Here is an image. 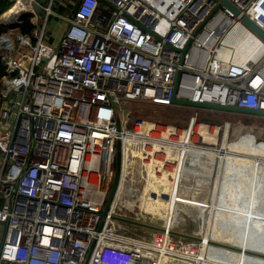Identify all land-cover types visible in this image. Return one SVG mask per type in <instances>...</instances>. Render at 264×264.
Masks as SVG:
<instances>
[{
	"label": "built area",
	"instance_id": "obj_1",
	"mask_svg": "<svg viewBox=\"0 0 264 264\" xmlns=\"http://www.w3.org/2000/svg\"><path fill=\"white\" fill-rule=\"evenodd\" d=\"M227 1L237 13L221 0H10L0 14V264H160L174 253L167 227L135 229L155 218L143 208L151 194L169 198L148 183L155 170L183 161L174 169L185 171V147H203L196 116L183 129L126 123L134 103L191 107L173 99L264 109V39L243 21L264 31V0ZM50 19L66 25L56 43ZM179 176V192L194 188Z\"/></svg>",
	"mask_w": 264,
	"mask_h": 264
},
{
	"label": "rangeland",
	"instance_id": "obj_2",
	"mask_svg": "<svg viewBox=\"0 0 264 264\" xmlns=\"http://www.w3.org/2000/svg\"><path fill=\"white\" fill-rule=\"evenodd\" d=\"M65 23L62 20H56V19H50L48 23V33L50 36H54V43L58 41V38L60 37L61 33L65 30ZM132 109V115L130 118H128L126 127L127 128H133L135 125V121L139 120L143 124L147 123V121H154L156 123H159L164 128L168 127L170 124H177L180 126V129H183L181 127H185L192 116H196V124L194 129V134H192V141L195 144H200L203 147H219V144L221 142L222 136L224 135L223 141L226 142V133H227V142L233 149H240L242 151H247L249 153H253L254 155H260L264 156V144H262L260 141L261 139H264V130H256V132H253L254 129L249 128L248 124L250 125L254 124V122H261V124L264 126V118H257L255 116L246 115V114H238V113H227V112H216L206 109H196L192 107H180V106H155L152 104L147 103H134L131 107ZM121 120L126 119V115L120 114L119 117ZM229 123L228 131L223 126L225 123ZM208 124L211 126H214L215 128H212L211 131L212 134H215L217 139L215 138H209L211 137H203V140L201 141L199 133H201L203 130H207L206 128L200 127L197 129L196 126L198 124ZM181 131V130H180ZM183 133V131H181ZM179 132V134L181 133ZM214 136V135H212ZM257 137L258 140H260L257 143L253 142V139ZM195 137V138H194ZM242 141L243 143H240ZM249 141V142H247ZM213 142V143H208ZM246 142V143H245ZM224 143L220 144L223 145ZM235 145V146H232ZM157 160H155L154 164L159 163L160 160H162V156L164 153H156ZM138 164L142 163L141 160H137ZM2 164V157L0 154V166ZM177 162L172 161L167 166V172L173 173L174 167H176ZM250 168L251 165L249 161L246 160H226L224 164V169L222 171L221 176V183L219 188L220 193V200L225 202L226 204L236 205V204H245L247 202L248 198V182H249V174H250ZM159 168L155 170V172L160 175V171H158ZM178 170V168H177ZM175 169V173L177 171ZM198 174V173H197ZM195 174V175H197ZM199 177L200 174H198ZM172 176V175H171ZM176 176V175H175ZM227 176V178H225ZM187 178V177H186ZM185 178V179H186ZM169 180V178H168ZM171 180V177H170ZM190 177H188V180L185 181L186 184L192 186L193 180H190ZM196 180V178H194ZM172 181V180H171ZM170 181V183H171ZM192 182V183H191ZM202 189V180L199 182ZM174 185H175V178H174ZM204 185V183H203ZM219 185V182H218ZM205 189L208 188V184L204 185ZM166 187V189L169 187V182L165 180V184L163 185V188ZM174 187L173 185L171 186ZM259 188V190H257ZM163 191V194L169 195V190ZM158 193V192H157ZM203 193V194H202ZM201 194V195H200ZM158 195V194H157ZM161 198V195H158ZM197 199H202L204 201H207L209 199L208 196V190L199 191V193L196 195ZM205 196V198H204ZM170 198V197H169ZM162 199V198H161ZM163 201H167V198H163ZM182 209L184 207V210H179L178 214L175 216V220L171 222L170 226V232H169V238L171 240V243L174 244L173 248L174 250L171 254H166L169 258L168 261H166L164 264H175L174 260L177 261H187V262H194L193 260H190L188 258L189 254H195V252H192L193 250L196 251V249H200V238L201 236L207 234L210 238V241L208 242V248L210 253L212 254L211 257H214V259L218 260H224L227 263H236L237 256L235 253H231L230 249H227L225 247H222L218 244H229L231 246H240V239L242 235V229L244 225V221L242 217L239 215H234L228 212H214L212 221H211V229L207 230V222L205 224L202 223L201 218L198 216V209L197 207L193 205H183L185 203H179ZM159 211L162 210V213L155 214V218L152 220L151 223L146 225H138L136 226V235L143 236L145 233H148L149 236L155 235V234H162L163 231L161 229H165V221L163 218H165L164 211L166 207L159 206ZM254 209H256L259 212L264 213V171L262 172V176H259L256 185H255V194H254ZM177 211V210H176ZM210 227V226H209ZM198 232V233H197ZM138 233V234H137ZM143 233V234H142ZM3 230L0 229V242L2 239ZM253 236H257L255 240H261L259 242V246H263L264 242V220H255L252 221L250 229L248 231V237H249V245L247 250H252L256 252H260L264 254V250H257V248H251L253 244H255V240H253ZM199 253V251H198ZM202 253H207L206 250H202ZM181 255H185L186 257H183ZM256 259V258H254ZM172 260V261H170ZM174 261V262H173ZM251 264V262H249Z\"/></svg>",
	"mask_w": 264,
	"mask_h": 264
},
{
	"label": "bare ground",
	"instance_id": "obj_3",
	"mask_svg": "<svg viewBox=\"0 0 264 264\" xmlns=\"http://www.w3.org/2000/svg\"><path fill=\"white\" fill-rule=\"evenodd\" d=\"M14 9V8H13ZM12 9V10H13ZM9 10L6 13H4V15H1L2 18H13V16H15L16 11H12ZM236 36H233V38ZM241 39V38H240ZM235 43L239 42L238 39H233ZM244 42H247L245 39H243L240 43H239V48L242 49L244 48V45L242 44ZM223 126H225V128L228 131V123H225ZM197 129L200 127L206 128L207 130H203L200 134L203 137H208L211 135V137L209 138H215L217 139V137L215 136V134H212L213 131H211L212 128H215L214 126H206V125H201L200 127L196 126ZM158 131L160 133H162L163 135H172V132H168L166 131H162L160 128L158 129ZM181 132V131H180ZM174 136H176V134H173ZM183 133L181 132L180 134L178 133L177 136H182ZM214 135V136H212ZM184 136H186V133L184 132ZM195 138V137H194ZM223 138L224 135L222 136L221 142L220 144L223 143ZM205 140V139H203ZM208 143H213V142H208ZM219 147H215V148H211V147H202L199 149H191L190 147L187 148L185 147V151L187 153V155L191 156L190 158V165L186 166L185 171L180 172V168L181 166L179 165L178 170L177 168H175L177 171L175 173V169L173 173H169L167 172V168H166V164L164 165L165 162H161L162 165H164L162 167L163 170L160 171V175L156 174V172L154 173L153 177H150L148 179V183L152 184L154 188L157 189H161L163 188L162 186L165 184V180L167 182H169V186L171 184H173V186H175L176 184V188L171 186L170 188L168 187L167 189L169 190V197L167 199V201H163L159 196H157V193L151 194L153 196L152 197V202H151V206L149 205L148 207H143L146 210L151 209L153 213L155 214H160L162 213V210L159 211V206H163L166 207L164 214H165V218L164 221L166 223L165 227H167V230L170 231V226H171V222L173 220H175V216L178 214L179 210H184V207H179L180 204L178 203L179 201L184 202L185 204L183 205H193L195 207H197L198 209V216L201 218L202 223L205 224L207 222V230L211 229V221H212V217H213V213L216 211H221L222 209H224L225 211L228 210V213L234 214V215H239L240 217L243 218V216H247V220H246V226H243L246 228V230L244 231L245 234H247V230L250 229L252 220H263L264 218V213L259 212L253 208L249 209L247 208V206L243 207L245 204H239L241 206V208L238 205H234V206H229L228 204H220V201H218L219 198V188H220V183H221V176H222V171L224 169V164L226 162V160H246L249 161L251 168H250V174H249V182H248V190L250 188V192L248 191V198H253V191L256 185V182L259 178V176H262V172L264 171V156H260V155H254L253 153H249L247 151H242L240 149H233L232 147L230 148L228 142H227V133H226V145H220ZM162 146H158L156 145V148H160ZM171 148L169 147H164L162 148V150H158L161 152H165L166 154H168L169 152H171L170 150ZM146 159V158H145ZM183 161L178 162L177 164H182ZM151 172V170H150ZM179 173H181L182 177H187L186 180H188V177H192V178H196V180H193V186L194 188H183L182 187V191L179 192V184L178 182H180V176ZM200 174L201 177H199L198 174ZM197 174V175H195ZM172 175V181L170 183V177ZM176 175V176H175ZM169 178V180H168ZM174 178H175V185H174ZM225 178H227V176H225ZM202 180V182L204 183V185L208 184V188L205 189L203 183H202V189L199 182ZM184 182V181H183ZM190 182V180H189ZM219 182V185H218ZM156 189V190H157ZM167 190V192H168ZM204 190H208V196L209 199L207 201L201 200V199H197V194L199 193V191H204ZM257 190H259V188H257ZM158 191V190H157ZM162 190L161 192H159V194L164 193ZM168 194V193H167ZM203 194V193H202ZM183 195L188 196L187 198H181L183 197ZM201 195V194H200ZM205 198V196H204ZM253 201V199H252ZM230 207H232V210L234 211H238V212H230L229 209H231ZM253 207V205H252ZM177 210V211H176ZM241 212V213H239ZM251 217V218H250ZM210 226V227H209ZM198 233V232H197ZM244 235V234H243ZM255 238H257V236H253V240H255ZM210 241V238L207 234L201 236L200 238V249H196L193 250L192 252H195V254H189L188 258L190 260H193L194 262L192 263L187 262V261H175V264H229L224 260H218V259H214V257H211L212 254L210 253L211 251H209L208 248V242ZM249 239H246V236H244L242 239H240V248H246L248 247L249 243H248ZM212 242V241H210ZM250 242V241H249ZM259 242H261V240H255V244H253V246H251V248H257V250H264V242H263V246H259ZM229 249V248H227ZM247 249V248H246ZM202 250H206L207 253H202ZM231 253H235L237 256V261L236 263L232 262L230 264H250L249 262H251V264H264V257H260V256H256V255H249L247 253H243L241 251H234L232 249H230ZM199 251V253H198ZM256 252V251H254ZM260 253V252H259ZM263 254V253H262ZM183 256V255H182ZM256 258V259H254ZM169 258L168 257H164V259L161 260L160 264H164L166 261H168ZM172 261V260H170ZM173 261V262H174Z\"/></svg>",
	"mask_w": 264,
	"mask_h": 264
},
{
	"label": "water",
	"instance_id": "obj_4",
	"mask_svg": "<svg viewBox=\"0 0 264 264\" xmlns=\"http://www.w3.org/2000/svg\"><path fill=\"white\" fill-rule=\"evenodd\" d=\"M225 5L233 9L236 13L238 12L227 0H221ZM38 9V7H36ZM24 17V16H23ZM243 21L248 24L255 32H257L263 39H264V31L258 28L252 21H250L247 17H243ZM16 25H12L11 27H15ZM174 103L178 104H183L186 106H191V107H199V108H208V109H217V110H225V111H231V112H237L241 114H257V115H264V109H248V108H240L237 106H225V105H220V104H214V103H200V102H193L189 100H182V99H173ZM120 165H121V154H120V141L118 140L116 142V154H115V173L113 177V181L110 187V191L108 194V198L106 201V205L104 207V210L102 211L101 215L104 217L108 211L109 205L111 203L112 197L114 195L119 176H120ZM101 225V223H100ZM222 247L232 249L234 251H241L243 253H247L249 255H256L260 257H264V254L259 253V252H254L252 250H247L246 248H240L237 246H231L229 244H218ZM92 248V246H91ZM88 253L87 258L89 257Z\"/></svg>",
	"mask_w": 264,
	"mask_h": 264
},
{
	"label": "flooded vegetation",
	"instance_id": "obj_5",
	"mask_svg": "<svg viewBox=\"0 0 264 264\" xmlns=\"http://www.w3.org/2000/svg\"><path fill=\"white\" fill-rule=\"evenodd\" d=\"M255 117H257V118H264V116H262V115H255ZM251 124L249 125H247L248 126V129L249 128H251V129H254V131L253 132H256V130L258 129V130H261V131H263L264 130V126L261 124V122H254V124H252V122H250ZM260 140H258L257 139V137L255 136V138L253 139V142L254 143H257V142H259ZM249 142V141H248ZM262 144H264V139H261V141H260ZM223 143H224V145H226V142H224L223 141ZM233 148V147H232ZM220 191V190H219ZM249 192H250V188H249V190H248ZM254 194H255V188H254V191H253V201H252V199L251 198H247V203L243 206V207H245V206H247V208H249V209H251V208H253L254 209ZM219 196H220V193H219ZM218 201H220V204H226L225 202H223V201H221L220 200V198H218ZM229 206H234V205H231V204H228ZM236 205H238L240 208H241V206L239 205V204H236ZM252 205H253V207H252ZM231 209H229L230 210V212H238V211H234V210H232V207H230ZM256 210V209H255ZM223 211H225L224 209H222L221 210V212H223ZM228 210H226L225 212H227ZM239 213H241V212H239ZM242 214V213H241ZM242 215H244V214H242ZM247 216H243V223H244V225L243 226H246L247 224H246V220H247ZM251 218V217H250ZM263 220H264V218H263ZM252 221H255V220H252ZM246 230V228L245 227H243V229H242V235H241V239L244 237V236H246V239L248 240L249 239V237H248V231L249 230H247V234H245L244 233V231ZM244 234V235H243ZM249 242V241H248Z\"/></svg>",
	"mask_w": 264,
	"mask_h": 264
},
{
	"label": "trees",
	"instance_id": "obj_6",
	"mask_svg": "<svg viewBox=\"0 0 264 264\" xmlns=\"http://www.w3.org/2000/svg\"><path fill=\"white\" fill-rule=\"evenodd\" d=\"M10 4H11L10 3V0H0V14L3 13V12H5L6 10H8L9 7H10ZM32 27H33V25L31 23H29L28 21H25V23L21 26V31H23V32H29ZM2 30H4V26H2L0 24V31H2ZM4 72H5V66L0 61V78L2 77V75L4 74ZM240 143H243V142L240 141ZM232 146H235V145H232Z\"/></svg>",
	"mask_w": 264,
	"mask_h": 264
},
{
	"label": "crops",
	"instance_id": "obj_7",
	"mask_svg": "<svg viewBox=\"0 0 264 264\" xmlns=\"http://www.w3.org/2000/svg\"><path fill=\"white\" fill-rule=\"evenodd\" d=\"M62 34V33H61ZM48 36H49V39H54V36H50L49 33H48Z\"/></svg>",
	"mask_w": 264,
	"mask_h": 264
}]
</instances>
